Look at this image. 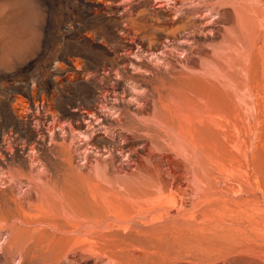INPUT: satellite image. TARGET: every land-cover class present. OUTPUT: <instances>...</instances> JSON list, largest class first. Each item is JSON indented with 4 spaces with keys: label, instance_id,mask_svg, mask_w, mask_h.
Here are the masks:
<instances>
[{
    "label": "rangeland",
    "instance_id": "374dc122",
    "mask_svg": "<svg viewBox=\"0 0 264 264\" xmlns=\"http://www.w3.org/2000/svg\"><path fill=\"white\" fill-rule=\"evenodd\" d=\"M88 195L160 264H264V0H0V264H94Z\"/></svg>",
    "mask_w": 264,
    "mask_h": 264
},
{
    "label": "bare ground",
    "instance_id": "6f19581e",
    "mask_svg": "<svg viewBox=\"0 0 264 264\" xmlns=\"http://www.w3.org/2000/svg\"><path fill=\"white\" fill-rule=\"evenodd\" d=\"M147 101V100H146ZM142 112V111H141ZM147 147V146H146ZM143 148V147H142ZM146 149V148H145ZM150 150V149H149ZM150 152H152V151H150ZM150 155H151V153H150ZM150 155L148 156V157H150ZM165 156V155H164ZM152 157H153V154H152ZM189 161V160H188ZM191 162V161H190ZM174 163V162H173ZM192 163V162H191ZM141 165V166H140ZM140 167H142L143 165L140 163ZM137 166V165H136ZM135 166V167H136ZM144 167H146V165L144 166ZM143 167V168H144ZM149 167V166H148ZM159 167V166H158ZM157 167V168H158ZM199 167H201L202 168V166H199L198 165V169H201V168H199ZM139 168V167H138ZM137 167H136V169L135 170H137L138 169ZM172 168V167H171ZM147 169V168H146ZM139 170H141V172H143V170H142V168L140 169L139 168ZM156 170V169H155ZM167 170V169H166ZM138 171V170H137ZM148 171V170H147ZM152 171V173H154L153 172V169L151 170ZM150 171V172H151ZM157 171H159V170H157ZM171 171V170H170ZM199 171V170H198ZM156 172V171H155ZM172 172V175H173V177L172 178H174V180H172V181H174V186L175 187H179V189H181L182 187H184V186H186V185H188V184H186V183H188L187 182V180L185 181V183L183 182V181H180V177H179V179H178V174L176 175L173 171H171ZM185 172V171H184ZM193 172H195V170L193 171ZM139 173V172H138ZM144 174H145V172H143ZM158 173V172H157ZM168 173V172H167ZM186 173V172H185ZM135 174V173H134ZM137 174V173H136ZM144 174H142V175H144ZM149 174V173H148ZM151 174V173H150ZM149 174V175H150ZM156 174V173H155ZM169 174V173H168ZM181 174V173H180ZM179 174V175H180ZM196 174V173H195ZM138 175V174H137ZM142 175H139L140 176V179H141V176ZM154 175V174H153ZM160 175V174H159ZM185 175V174H184ZM186 175H188V172H187V174ZM197 175V174H196ZM195 175V176H196ZM169 176V175H168ZM171 176V175H170ZM182 176H183V174H182ZM193 176V175H192ZM194 176V177H195ZM145 177V176H144ZM148 177V176H147ZM152 177V176H151ZM155 177V176H154ZM157 177V176H156ZM186 177V176H185ZM185 177L183 176V178L185 179ZM159 179H161L160 177H158ZM171 178V177H170ZM146 179H148V178H146ZM153 179V178H152ZM155 179H157V178H155ZM159 179H158V181H159ZM187 179H189V178H187ZM139 180V179H138ZM142 180H143V176H142ZM183 180V179H182ZM143 181H146L145 179L143 180ZM148 181H150V179L148 180ZM163 181V180H162ZM171 181V182H172ZM135 182H137V181H135ZM165 182V181H164ZM128 183H129V181H128ZM143 183V182H142ZM151 183H152V181H151ZM156 183V182H155ZM137 184V183H136ZM153 184H154V181H153ZM159 184V183H158ZM133 185V184H132ZM139 185V184H138ZM144 185V184H143ZM164 185V184H163ZM170 185V184H169ZM168 185V186H169ZM173 185V184H172ZM191 185V184H190ZM64 186V185H63ZM108 186V185H107ZM109 186H110V184H109ZM123 186V185H122ZM136 186V185H135ZM140 186V185H139ZM148 186V185H147ZM155 186H157V183H156V185ZM71 187V186H70ZM130 187H132V186H130ZM159 187V186H158ZM163 187V186H162ZM188 187V186H187ZM186 187V188H187ZM221 187V186H220ZM44 188V187H43ZM71 188H73V187H71ZM124 188V187H123ZM128 188V187H127ZM133 188L134 187H132V190H133ZM166 188H168L167 186H166ZM166 188H164V189H166ZM173 188V187H172ZM185 188V189H186ZM211 188V187H210ZM51 189V188H50ZM122 188H120L118 191H116V192H119L120 190H121ZM129 189V188H128ZM128 189H126L127 191H128ZM161 189V188H160ZM159 189V190H160ZM163 189V188H162ZM161 189V190H162ZM175 189V188H174ZM61 190H63V189H61ZM64 190H66V187L64 188ZM68 190V189H67ZM66 190V191H67ZM72 190V189H71ZM168 190H169V188H168ZM182 190H184V189H182ZM206 190V189H205ZM87 191V190H86ZM125 191V190H124ZM64 192V191H63ZM68 192V191H67ZM85 192V191H84ZM109 192V191H108ZM129 192H131L132 193V191H129ZM137 192V191H136ZM135 192V193H136ZM66 193V192H65ZM73 193V192H72ZM75 193V192H74ZM124 193V192H123ZM164 193V192H163ZM76 194V193H75ZM88 194V193H87ZM111 194V193H110ZM119 194V193H118ZM117 193H116V195H118ZM141 194V193H140ZM66 195V194H65ZM115 195V194H114ZM124 195V194H123ZM127 195V194H126ZM39 196H40V194H39ZM54 196V195H53ZM71 196H73V195H71ZM89 196V195H88ZM122 196V195H121ZM128 196V195H127ZM193 196V195H192ZM67 198H68V196H66ZM79 197V196H78ZM77 197V199H79ZM109 197H111V196H109ZM108 197V198H109ZM125 197V196H124ZM140 197V196H139ZM71 198V197H70ZM83 198H86V196L85 197H83ZM88 198V197H87ZM89 198H90V196H89ZM93 198V197H92ZM115 198V197H114ZM130 198V197H129ZM131 198H133L132 197V195H131ZM142 198V197H141ZM63 199H64V194H63ZM72 199V198H71ZM70 199V200H71ZM91 199V198H90ZM69 199H68V204H69V201H70ZM73 200H76V199H74V197H73ZM92 200V199H91ZM116 200H117V198H116ZM130 200V199H129ZM133 200V199H132ZM160 200V199H159ZM55 201V200H54ZM80 201V200H79ZM86 201H87V199H86ZM123 201V200H122ZM65 202V201H64ZM71 202V201H70ZM82 202V201H81ZM115 202V201H114ZM128 202V201H127ZM55 203V202H54ZM57 203V202H56ZM55 203V204H56ZM79 203V202H78ZM122 203V202H121ZM74 204H76V203H74ZM82 204H83V202H82ZM85 204V210L84 211H81V212H79V213H82L81 215H79V219H80V216H82L83 218H86V220H87V224H86V227L88 228V229H91L92 227H94V226H99V225H102L101 224V221L103 220V219H107V220H109L108 221V223H107V226H105V228L106 229H110V227L108 226V224H109V222L111 223V225L112 226H114V227H111V228H115V231L113 232V233H110V234H113V235H117V236H121V238L120 239H118L117 240V238H115V240L114 239H112L111 237H110V235H109V233H99V234H101V235H98L97 236V234H95L97 237H95V238H90V239H95V241H94V243L92 242H90L89 244H84V242L85 241H83L82 242V240L80 239V241H81V243H79L80 245H77V247H78V250H75V252H77V251H79L81 254L82 253H84V254H91V255H93L94 256V258H93V260H94V264H103L104 262H106V264H160V261H158V259L157 258H155V256L153 257V256H151L150 254H148L147 252L149 251H147L146 252V250H144L145 249V247H141V246H139V234H141L140 233V230H136L135 229V232H132V231H130V230H127L128 228H130L131 226H133V224H135L136 225V228H137V226L138 227H140V225H142L144 222L143 221H141V222H143V223H141V224H139V223H137L134 219H136L135 217L133 218L132 216H131V207L130 206H128L127 208H124L123 210H120V211H117V212H115L114 214H107V216L105 215L106 213L105 212H107V211H111V207L112 206H114V204H113V200L112 199H102V200H98V199H95V197H94V199L92 200V201H88V202H86V203H84ZM123 204V203H122ZM137 204V203H136ZM161 204V203H160ZM6 205V204H5ZM53 205V204H52ZM72 205H73V203L71 204V207H72ZM128 205V204H127ZM131 205V204H130ZM157 205V204H156ZM156 205H154V206H156ZM160 206V205H159ZM158 206V207H159ZM5 207V206H4ZM53 207V206H52ZM68 207V206H67ZM75 207V206H74ZM76 207H79V206H76ZM75 207V208H76ZM84 207V206H83ZM104 207V208H103ZM134 208H135V206H133ZM69 208H70V205H69ZM101 208H103V209H107V211H103L104 212V215H103V212H101L100 210H101ZM152 208V207H151ZM155 208H157V206L155 207ZM5 209V208H4ZM81 209V208H80ZM83 209V208H82ZM2 210H3V208H2ZM74 210V209H73ZM114 210H117V209H114ZM67 211H69V210H67ZM72 211V210H71ZM4 212H5V210H4ZM59 212V211H58ZM74 212V211H73ZM101 212V213H100ZM114 212V211H113ZM133 212V211H132ZM161 212V211H160ZM75 213H76V210H75ZM110 213H112V212H110ZM133 213H135L136 214V212H133ZM103 216H102V215ZM147 215H148V213H146ZM154 214H155V211H154ZM159 214V213H158ZM232 214V213H231ZM3 215V214H2ZM142 215V214H141ZM76 216H78V214L76 215ZM146 216V215H145ZM169 216V215H168ZM232 216V215H231ZM75 217V216H74ZM5 218V217H4ZM72 218V217H71ZM31 219V218H30ZM139 219V218H138ZM161 219V218H160ZM43 220V219H42ZM45 220V219H44ZM148 220V219H147ZM77 221V220H76ZM133 221H135L134 223H133ZM47 222V221H46ZM105 222H107V221H105ZM146 222V221H145ZM104 223V222H103ZM133 223V224H132ZM148 223V222H147ZM152 222H151V220H150V224H151ZM154 223V222H153ZM152 223V224H153ZM157 223H158V221H157ZM104 224H106V223H104ZM146 224V223H145ZM149 224V223H148ZM149 224V225H150ZM144 225V224H143ZM142 225V226H143ZM147 225V224H146ZM162 225V224H161ZM80 226V225H79ZM130 226V227H129ZM145 226V225H144ZM143 226V227H144ZM148 226V225H147ZM101 227V226H100ZM135 227V226H134ZM161 227V226H160ZM97 227H95V229H96ZM103 228V227H102ZM119 228H123L122 229V231L123 230H126V233H120V232H118V230L117 229H119ZM155 228V227H154ZM121 229H119V230H121ZM132 229V228H131ZM93 230H94V228H93ZM102 230H105V229H102ZM111 230V229H110ZM114 230V229H113ZM132 230H134V229H132ZM90 231V230H89ZM89 231H87V232H84V234L86 235H88L89 234ZM107 231V230H106ZM109 231V230H108ZM137 231V232H136ZM165 231V230H164ZM233 231V230H232ZM79 232H80V230H79ZM103 232V231H102ZM143 233V232H142ZM92 235V234H91ZM90 235V236H91ZM111 238V239H109V238ZM85 240H88V238L87 239H85ZM117 240V241H116ZM89 241V240H88ZM92 241V240H91ZM104 242L106 245L104 246V245H102V246H100L101 245V243H100V245H99V242ZM73 243V242H72ZM83 243V244H82ZM87 243V242H86ZM216 243V242H215ZM82 244V245H81ZM72 246V245H71ZM74 246V245H73ZM80 246V247H79ZM70 247V246H69ZM75 247V246H74ZM233 248V247H232ZM70 249V248H69ZM228 249V248H227ZM66 251H67V249H65ZM65 250H63V251H65ZM231 250V249H230ZM238 250V249H237ZM240 250V249H239ZM242 250V249H241ZM73 251H74V249H73ZM214 251V250H213ZM229 251V250H228ZM233 251H235V250H233ZM66 253V252H65ZM167 253H168V251H167ZM241 253V252H240ZM250 253V252H249ZM73 253H71V254H69V255H72ZM81 254H79L78 252H77V256H82V259H84L83 257H84V255H81ZM243 254V253H242ZM73 255H76V254H73ZM237 255V254H236ZM62 256H64V255H62ZM68 256V255H67ZM92 256V257H93ZM161 256V255H160ZM197 256V255H196ZM222 256V255H221ZM223 256H225L224 254H223ZM241 256V255H240ZM73 257V256H72ZM91 257V256H90ZM91 257V258H92ZM202 257V256H201ZM230 257V256H229ZM232 257V256H231ZM68 258V257H67ZM66 258V259H67ZM81 258V257H80ZM85 258H87L86 256H85ZM160 258V257H159ZM168 258V257H167ZM194 258V257H193ZM225 258H226V256H225ZM238 258V257H237ZM253 258V257H252ZM74 259V258H73ZM88 259H89V257H88ZM165 259V258H164ZM178 259V258H177ZM256 259V258H255ZM70 260V259H69ZM72 260V259H71ZM70 260V261H71ZM167 260V259H166ZM85 261H86V259H85ZM88 261H90V260H88ZM91 261H92V259H91ZM179 261V260H178ZM215 261V260H214ZM234 261V260H233ZM237 261V260H236ZM79 262H80V260H79ZM78 262V263H79ZM241 262V261H240ZM90 263V262H89ZM213 263V262H212ZM229 263H231L230 262V260H229ZM255 263V262H254ZM84 264V263H83ZM93 264V263H92ZM188 264V263H187ZM199 264V263H198ZM211 264V263H210Z\"/></svg>",
    "mask_w": 264,
    "mask_h": 264
}]
</instances>
